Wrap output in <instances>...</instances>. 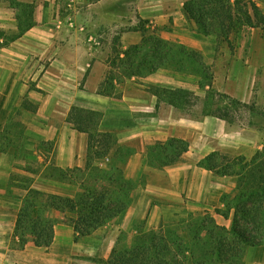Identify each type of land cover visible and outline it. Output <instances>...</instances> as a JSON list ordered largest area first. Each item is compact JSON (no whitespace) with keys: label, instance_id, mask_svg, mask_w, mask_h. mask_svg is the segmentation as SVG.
I'll list each match as a JSON object with an SVG mask.
<instances>
[{"label":"crops","instance_id":"obj_1","mask_svg":"<svg viewBox=\"0 0 264 264\" xmlns=\"http://www.w3.org/2000/svg\"><path fill=\"white\" fill-rule=\"evenodd\" d=\"M183 4L180 0H36V26L0 48V130L11 112L22 109L26 97L36 109H22L21 121L27 133L21 141L23 146L26 141L22 153L14 150L0 155V235L6 234L8 218L12 228L15 226L22 203V191L10 187L12 173L19 171L34 178V187L42 190L38 187L41 181L60 183L43 177L48 166L68 170L85 165L89 137L67 122L73 107L102 114L99 131L113 134L121 146L133 152L124 166L125 177L133 182L144 181L136 187L121 221L110 224L113 228L102 243L108 241L113 248L120 234L124 236V232L142 222L145 230H153L162 224L178 223L184 216L201 210L215 212L225 208L223 198L234 196L235 179L217 174L202 163L215 152H237L251 159L263 151L264 133L256 131L249 135L220 117L207 116L201 121L182 117L179 108L166 102L159 104L155 95L139 85L121 87L119 96L99 94L109 55L102 56L101 50L87 45L78 31L66 30L67 19L59 15L69 14L77 26L87 30L134 28L142 21L164 28L172 18L175 29L172 33L162 30L160 37L200 49L206 59H213L216 41L192 32V36L181 33V25L185 23L192 29ZM134 12L139 14L140 22L133 19ZM1 14L0 9V29L16 30V19L5 22ZM136 35L137 32L122 33V47L139 43L141 38ZM205 43L211 47L205 49L202 46ZM158 78L159 74L155 75L154 81L162 85ZM234 78L229 77L230 81ZM30 81L33 87L29 86ZM259 93L258 98L262 99L264 85L259 87ZM229 94L244 99L243 92ZM172 139L188 142L189 148L181 161L163 168L150 166L147 157L151 146ZM35 141L51 143L53 152L46 155L34 151ZM27 156L35 164L42 161L38 174L17 167L23 161L24 165H34L26 162ZM213 217L219 225L229 226L231 217L217 213ZM244 264H264V242L245 249Z\"/></svg>","mask_w":264,"mask_h":264},{"label":"trees","instance_id":"obj_2","mask_svg":"<svg viewBox=\"0 0 264 264\" xmlns=\"http://www.w3.org/2000/svg\"><path fill=\"white\" fill-rule=\"evenodd\" d=\"M10 1L14 8L19 9L16 15L17 29L0 30V48L23 37L36 26L35 0L26 3ZM254 8L257 9L256 6ZM185 10L194 19V12L187 7ZM155 40L158 49L165 50L161 55L163 60H159L156 55L150 59L143 55L146 41L133 45L126 51L116 50L115 56L107 60L108 70L98 93L118 96L120 92L117 85L123 83L121 79L150 75L168 66L166 63L173 61L172 55L176 50L181 52L185 49L161 37ZM190 54L196 56L193 50ZM136 59L140 62H136ZM150 92L158 98L159 104L166 102L179 109L187 108V98L193 95L191 92L161 87H152ZM31 109L36 110L35 107ZM101 118V113L79 107H73L67 117V122L73 129L86 133L89 137L87 166L97 164L91 168L94 176L89 178L88 186H85L83 180L82 189L86 195L83 194L80 199L39 190L34 187L35 179L30 176L11 175L10 187L23 192L12 236L16 249L23 250L29 243L38 248H50L55 239L58 215L73 227L75 241H78L128 209L132 183L125 177L124 166L133 152L130 148L121 146L113 134L99 131ZM19 125L21 127L16 129L15 136L20 143L25 126ZM10 134L12 132L8 125L0 131V155L14 147L16 141H12ZM169 144L177 149L157 160L159 168L180 162L182 155L188 150L187 142L182 139L157 143L156 147L166 150ZM102 161H107V169L100 168ZM202 165L217 174L235 179L234 196L223 198L226 212L216 210L217 214L226 218L234 211L231 228L220 226L213 216H190L189 220L182 222L177 228H173L176 226L173 224H162L157 229L141 232L126 248L114 249L106 264H244L245 249L260 246L264 242V149L251 159L242 155L232 159L215 152ZM78 174L85 176L80 168L62 170L51 165L43 173V177L72 184L75 183L73 178ZM230 197L232 200L229 202Z\"/></svg>","mask_w":264,"mask_h":264},{"label":"rangeland","instance_id":"obj_3","mask_svg":"<svg viewBox=\"0 0 264 264\" xmlns=\"http://www.w3.org/2000/svg\"><path fill=\"white\" fill-rule=\"evenodd\" d=\"M29 1L30 0H19V2L22 3ZM180 1L184 3L183 11L192 27L191 29L190 25L187 23L181 25V33L183 35L192 36L190 33L192 32L199 37L210 38L212 42L216 41L214 58L206 59L204 52L200 49L193 48L183 43L168 41L176 43L178 46L185 47L188 51L183 49L184 51L181 50V52H178L176 50V53L172 55L174 56L173 61L171 63H166L168 66L162 67L150 75L145 74L132 78L133 80L121 79L123 83L117 85L118 90H120L121 87L126 88L127 86L139 85L146 88L149 92L152 87L166 89L172 87L175 90L191 92L193 95L187 98V108L179 109V113L182 117L201 121L207 116H222L236 129L245 130L249 135L255 134L256 131L264 133V96H262V99L258 98L260 95L259 87L264 85V0ZM255 6L258 10L254 8ZM186 7L194 12V19L187 13L185 10ZM0 9L2 10V20H5V22L15 20L19 12V9L14 8L10 0H0ZM59 15L67 19L66 30H76L81 33L85 38L84 42H86L87 45L90 44L93 48L101 50L102 56L106 57L109 55L108 60L110 57L115 56L116 50L126 51L129 47L133 46L130 45L126 49L122 47L120 37L124 32H137L138 35L136 36L141 38V41L137 44L146 41L143 55L148 56L149 59L156 55L159 56V60H163L164 57L161 55L165 53V50L160 51L158 49L155 39L160 37V32L162 30L167 33H172L175 29L173 27L172 18L164 28L157 27L154 23L145 24L144 21L140 22V16L137 12L133 14V19H135L136 22H140L138 23L139 27L136 26L137 28L128 26L127 28H93L90 30L85 29L83 26H77L74 19L70 17L69 14L66 15V17L61 13ZM70 19L75 23L74 28L69 24ZM59 20L63 21L62 19ZM0 30L9 31V29ZM90 37H92L94 41H90ZM212 42L210 41V44ZM202 46L205 49L211 47V45L207 43ZM189 50L196 52V56L191 55ZM207 51L209 52V50ZM136 62L140 61L136 59ZM157 74H159L157 80L162 81V85L156 84V81H154L155 75ZM231 75L235 76V78L230 81L229 77ZM28 84L30 87L34 86L32 81L28 82ZM226 91L235 92L237 94H242L243 92V101L236 97H232L229 92ZM31 107L33 106H31V103L26 97L22 103V109L29 110ZM22 109L16 113L11 112L7 117V124L5 127L7 125L10 127L12 134L9 136L12 138V141L18 142H15L14 147H11L9 151L16 150L21 152L23 150L22 148H25L26 145V141H23V146L21 142L19 143L18 137L15 136V131L20 126L19 123L23 124L21 120L23 119L22 112L24 110ZM4 128L0 131H3ZM24 135L27 136V133L24 132ZM33 146L34 151L46 155L51 154L54 148L51 143L43 141H35ZM175 149L177 148L171 145L167 147L166 150L158 149L156 145H152L149 156L147 157V163L150 166L157 167V160L163 158L167 154H172ZM219 153L230 156L232 159L239 156L237 152ZM28 161H31L34 165H24L25 162L21 161V166L17 167L27 171H34V173L38 174L41 169V166L38 165H40L42 161L38 160V164H35L34 160L27 156L26 162ZM87 162L88 158L86 159L85 165L80 168L85 172V176L81 174L76 175V177L73 178L75 183L60 182L61 184H50L49 182L41 181L38 187L40 186L42 191L53 195L80 199L84 196L83 194L86 195V192L82 189L84 187L83 180L85 181V186H88L90 183L89 178L94 176L91 168L97 165L96 163H92L87 166ZM106 162L102 161L99 164L100 168L107 169ZM74 168L77 167H73L72 169ZM12 174L21 176L26 175L19 171H15ZM142 181L143 179L136 182L131 181L132 190L130 191L129 206L131 205L132 194H134L136 187L141 184ZM231 200L230 197L228 201L230 202ZM223 211L226 212V208H224ZM233 212L234 211H232L229 216V218L231 217L229 226L223 227L228 229L231 228L233 223ZM123 214L124 212L105 226L92 232L90 235L81 237L78 241H75L73 227L62 221L63 217L58 215L59 221L55 229L56 240L54 241L55 243L52 244L53 246L45 249L35 247L33 243H29L23 250L16 249L13 244L12 236L15 226L12 228L11 220L8 218L6 220L8 227L4 230L6 234L0 235V264H106L114 249L126 248L130 245L134 237L140 235L143 231H148L144 229V223L142 222L135 225L133 227L134 229L124 232V236L120 234L113 248L108 245V241L102 243V240L107 239L108 232L110 233L113 228V225L110 227V224L115 222L114 225H116L117 222H120L124 217ZM214 214H216V211L203 210L198 211L197 214H188L181 218L178 223H172L176 225L173 228H177L182 222L189 220L190 216H214Z\"/></svg>","mask_w":264,"mask_h":264},{"label":"built area","instance_id":"obj_4","mask_svg":"<svg viewBox=\"0 0 264 264\" xmlns=\"http://www.w3.org/2000/svg\"><path fill=\"white\" fill-rule=\"evenodd\" d=\"M69 24H70V26H71L72 28L75 27V26H74L75 23H74V21H73L72 19L69 20ZM89 39H90V41H94V39H93L92 37H90Z\"/></svg>","mask_w":264,"mask_h":264}]
</instances>
